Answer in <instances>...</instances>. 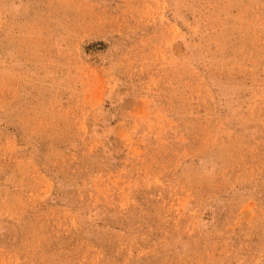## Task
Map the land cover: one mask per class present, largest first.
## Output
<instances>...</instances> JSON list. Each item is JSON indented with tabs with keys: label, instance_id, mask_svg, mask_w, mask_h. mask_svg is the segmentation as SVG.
Wrapping results in <instances>:
<instances>
[{
	"label": "rangeland",
	"instance_id": "obj_1",
	"mask_svg": "<svg viewBox=\"0 0 264 264\" xmlns=\"http://www.w3.org/2000/svg\"><path fill=\"white\" fill-rule=\"evenodd\" d=\"M0 264H264V0H0Z\"/></svg>",
	"mask_w": 264,
	"mask_h": 264
}]
</instances>
